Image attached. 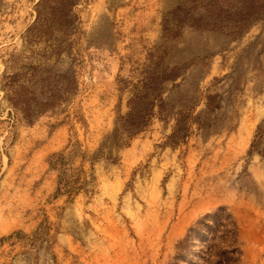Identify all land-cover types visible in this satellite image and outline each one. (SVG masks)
<instances>
[{
  "label": "rangeland",
  "instance_id": "1",
  "mask_svg": "<svg viewBox=\"0 0 264 264\" xmlns=\"http://www.w3.org/2000/svg\"><path fill=\"white\" fill-rule=\"evenodd\" d=\"M41 1L0 0V264H172L191 225L220 206L240 223L244 264H264L259 5L225 0L216 17V0H78L72 52L50 63L75 70L79 90L28 123L3 76L18 68L12 54L31 55L26 37ZM164 19L183 21L175 39L164 38ZM146 65L183 67L163 89L174 112L193 109L190 136L170 145L175 121L156 118L126 145L101 149L129 111L124 82L137 83ZM59 154L71 181L60 190L49 161Z\"/></svg>",
  "mask_w": 264,
  "mask_h": 264
},
{
  "label": "trees",
  "instance_id": "2",
  "mask_svg": "<svg viewBox=\"0 0 264 264\" xmlns=\"http://www.w3.org/2000/svg\"><path fill=\"white\" fill-rule=\"evenodd\" d=\"M229 1L243 4L248 2ZM249 1H255L259 5V13L255 18L257 20L264 14V0ZM77 2L78 0H42L37 18L28 29L26 37L24 50L29 49L31 55L25 57V51L19 55L12 54L11 62L18 68L10 73L6 72L3 76V88L10 104L22 112L28 123H34L39 116L70 101L79 90V78L75 70L60 72L50 63L53 57L58 60L62 55L72 52L71 35L79 20L75 12ZM224 3L225 0H216V17L227 11ZM179 9L180 6L170 14ZM45 13L49 16H45ZM183 28L182 20L177 19L172 23L164 19V38L166 41L175 39L178 31L181 32ZM40 44L44 45L42 52L30 48ZM24 58L30 61L20 63ZM141 74L142 78L137 83L124 82L123 89L132 86L129 111L118 116L115 128L104 138L101 149L108 148L109 145H126L146 130L156 118L175 121L173 131L168 137L170 145L185 143L190 136L193 109L182 108L174 112V104L166 100L163 89L165 84L175 82L184 75L183 67L165 66L160 69L146 65ZM215 97L216 95L207 96V110L211 109ZM106 160L117 162V158L112 155L106 157ZM49 161L52 168L61 172L58 190L69 187L71 181L65 179L68 171L65 155H56ZM244 261L240 223L229 207L220 206L203 214L191 225L187 234L176 245L172 264H244Z\"/></svg>",
  "mask_w": 264,
  "mask_h": 264
}]
</instances>
